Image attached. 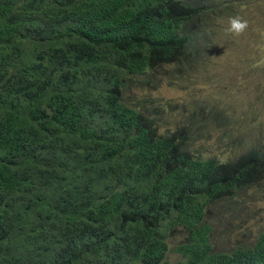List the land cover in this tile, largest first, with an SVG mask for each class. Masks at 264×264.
Returning <instances> with one entry per match:
<instances>
[{"label": "trees", "instance_id": "obj_1", "mask_svg": "<svg viewBox=\"0 0 264 264\" xmlns=\"http://www.w3.org/2000/svg\"><path fill=\"white\" fill-rule=\"evenodd\" d=\"M237 15L234 74L254 88L264 0H0V264H264V231L218 251L207 220L264 187V121L222 163L193 149L210 119L232 139L247 115L131 95L190 85Z\"/></svg>", "mask_w": 264, "mask_h": 264}, {"label": "clouds", "instance_id": "obj_2", "mask_svg": "<svg viewBox=\"0 0 264 264\" xmlns=\"http://www.w3.org/2000/svg\"><path fill=\"white\" fill-rule=\"evenodd\" d=\"M249 28V22L242 18L241 16H232L228 18V27L226 33L229 34L227 37L223 38L221 42L216 47V54L212 58L211 64H204L199 70H192L186 73V76H190V85H180L175 84L173 86H168L170 88L179 87L186 95L181 101L166 100L171 103V105L181 106L187 99L193 98L194 100L201 102H208L210 106H216L224 114H232L235 111L236 122L241 121L245 116H248L249 125H241L240 123L234 127L235 130L239 132L238 136L228 139L226 136V131L231 128L228 125H223L221 122L216 120H211L210 125H208L204 130V136H201L200 140L193 149L198 151L200 155L206 157H216L222 163L232 164L235 157L239 158L242 154H245L250 147H252L255 139L258 137V133L255 130L254 125L258 127V124L264 121V81L259 79H254V88L249 87V79L245 78L243 74H234V68L236 65L235 54L236 50L240 47L239 37L244 35ZM246 35V34H245ZM232 37H237L236 39H231ZM247 37V35H246ZM226 56V57H225ZM231 56L234 59L232 64L233 69L229 71V65L226 64L225 58ZM220 60V63L224 61L225 67L227 66V71L224 74H220L216 69V61ZM264 63L263 61L258 64ZM225 79L229 80V87L235 89V96L232 94H227L224 92L217 91L213 92L209 89H196L198 86H203L205 84H211L215 81L222 82ZM179 82V81H176ZM175 82V83H176ZM170 83V81H169ZM171 84V83H170ZM164 85L162 87H165ZM161 87V88H162ZM160 89V88H159ZM157 89V90H159ZM155 91H139L136 89L132 90V99H143L145 97L161 100L160 104H164L161 98L153 97L152 93ZM253 108L255 110H253ZM256 110L258 112H256ZM166 119L169 120L167 125L168 128L173 129L177 124L186 123L180 114V110L172 111L171 109L163 112ZM161 117L164 118V115ZM235 156V157H234ZM264 184V183H263ZM264 188V187H263ZM263 188H250L245 190L240 196L234 200L236 203H231L227 200L226 203L223 200L218 201L213 205L211 212L208 215L207 220L212 224L214 231L212 234V243L215 250L226 251L230 249H220L217 244V238L219 234L225 229L224 215L236 210H243L246 206H238L246 196L254 199L260 200L264 198ZM233 248V247H232ZM231 248V249H232ZM178 256L173 252H169L168 261L169 264H174Z\"/></svg>", "mask_w": 264, "mask_h": 264}, {"label": "rangeland", "instance_id": "obj_3", "mask_svg": "<svg viewBox=\"0 0 264 264\" xmlns=\"http://www.w3.org/2000/svg\"><path fill=\"white\" fill-rule=\"evenodd\" d=\"M216 69L220 74L226 73L224 61H216ZM196 89H209L213 92L220 91L235 96V89L229 87V80L222 82H213L198 86ZM186 95L179 87H162L152 93L153 97L161 98L164 101H181ZM238 206H246L243 210H234L224 215L225 229L219 234L217 244L220 249H231L238 245H247L253 241V238L261 231H264V198L258 200L246 196Z\"/></svg>", "mask_w": 264, "mask_h": 264}]
</instances>
